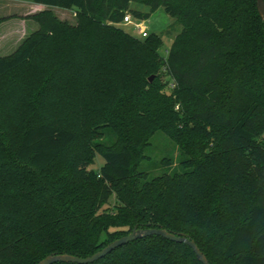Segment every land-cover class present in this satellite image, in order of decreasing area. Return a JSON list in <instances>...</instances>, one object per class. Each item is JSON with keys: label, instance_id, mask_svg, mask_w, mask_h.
<instances>
[{"label": "trees", "instance_id": "1", "mask_svg": "<svg viewBox=\"0 0 264 264\" xmlns=\"http://www.w3.org/2000/svg\"><path fill=\"white\" fill-rule=\"evenodd\" d=\"M30 1L75 9L77 21L40 11L38 28L0 56V264L86 257L151 226L189 237L210 264H264L256 0ZM130 2L163 7L181 26L166 57L158 34L113 25ZM72 115L100 142L75 149ZM157 132L176 163L148 153ZM89 264L202 263L188 245L147 235Z\"/></svg>", "mask_w": 264, "mask_h": 264}, {"label": "rangeland", "instance_id": "2", "mask_svg": "<svg viewBox=\"0 0 264 264\" xmlns=\"http://www.w3.org/2000/svg\"><path fill=\"white\" fill-rule=\"evenodd\" d=\"M31 2L30 0H0V33L5 32L4 34L13 37V38H23L24 35L27 36L30 32L38 28V23L32 18V16L40 11L47 10L54 14L61 21H66L71 25H75L77 18L75 9H66L55 6H36L33 7L27 5ZM130 14L134 20L138 19L144 21V25L148 30V33H156L161 37L162 44L157 48L158 53L166 57L169 51L170 45L173 41L175 35L180 31L181 26L178 25L174 18L168 15L163 7L157 8L155 11L151 12L150 8L144 4H138L135 2L129 3V9L124 11V15ZM123 18V17H122ZM7 22V23H5ZM5 23V24H4ZM111 23V22H110ZM109 23V24H110ZM7 26L2 30L3 26ZM116 27L122 29L123 31L132 34L133 36H138L137 31L129 24H124L123 19L113 23ZM17 33H20V35ZM18 36H21L20 38ZM12 39L9 42H15L16 40ZM17 39V40H18ZM11 45V44H10ZM15 50V47L11 45L9 48L0 54H10ZM171 90L170 85L168 84L165 87V92L169 93ZM18 108V105H17ZM73 120L74 128L79 132V138L75 144V149H80L85 143L89 142L90 138L94 141L100 142L95 134L92 126L87 123L80 121L74 115L70 116ZM101 139V138H100ZM101 141H106L105 138ZM93 143V142H91ZM155 159L159 160L162 156L169 154L173 158L174 163L178 158V150L176 145L162 132H157L151 140V148L148 151ZM103 163V159L99 154H96L93 165L90 168L97 170L99 166ZM176 166V165H175ZM172 165V167H175ZM159 171V170H157ZM114 196L111 195L109 198V205H113Z\"/></svg>", "mask_w": 264, "mask_h": 264}, {"label": "water", "instance_id": "3", "mask_svg": "<svg viewBox=\"0 0 264 264\" xmlns=\"http://www.w3.org/2000/svg\"><path fill=\"white\" fill-rule=\"evenodd\" d=\"M256 8H257L258 14L262 18H264V0H256ZM152 79H153V76L151 75L148 78V80L151 82ZM147 235H159L171 241L184 243L192 249L196 258L202 264H210L206 256L201 252V250L198 248V246L192 239H190L189 237L183 234H175L160 226H151V227H146V228L134 227L128 234L123 235L109 242L99 251H96L95 253L89 256H86V257H78V256L71 255V254H50L44 257L43 259H41L37 264H53L56 262H71V263H78V264H89V263H92L102 258L103 256L110 253L115 248L123 244H127L138 238L147 236Z\"/></svg>", "mask_w": 264, "mask_h": 264}, {"label": "crops", "instance_id": "4", "mask_svg": "<svg viewBox=\"0 0 264 264\" xmlns=\"http://www.w3.org/2000/svg\"><path fill=\"white\" fill-rule=\"evenodd\" d=\"M31 4V6H33V7H36V6H44V5H42V4H36V3H33V2H29V3H27V5H30ZM5 23H7V22H5ZM4 23V24H5ZM2 24H0V26H1ZM8 26V25H7ZM7 26H3V27H1V28H3L2 30H4V28L5 27H7ZM5 32H2V33H0V53H3L6 49H7V47L9 48L11 45H13L14 47H15V49L20 45V43L22 42V40L25 38V35H24V37L23 38H20L21 36H18L19 38H20V40L18 39V38H13V37H10V36H8V35H6V34H4ZM20 35V33H17V35ZM12 39H15L16 41L15 42H12V43H10L9 41L10 40H12ZM18 39V40H17ZM11 44V45H10ZM12 53V52H11ZM4 55H8V54H0V56H4Z\"/></svg>", "mask_w": 264, "mask_h": 264}, {"label": "built area", "instance_id": "5", "mask_svg": "<svg viewBox=\"0 0 264 264\" xmlns=\"http://www.w3.org/2000/svg\"><path fill=\"white\" fill-rule=\"evenodd\" d=\"M123 23L131 25L137 31V37L139 38H144L149 34L147 28L144 25V21H140L138 19L134 20L130 14L123 16Z\"/></svg>", "mask_w": 264, "mask_h": 264}]
</instances>
